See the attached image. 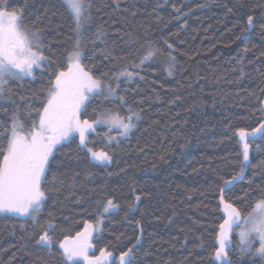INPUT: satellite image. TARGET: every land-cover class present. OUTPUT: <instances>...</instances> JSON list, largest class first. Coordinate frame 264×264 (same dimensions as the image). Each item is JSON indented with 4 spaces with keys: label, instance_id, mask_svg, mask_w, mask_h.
Instances as JSON below:
<instances>
[{
    "label": "trees",
    "instance_id": "trees-1",
    "mask_svg": "<svg viewBox=\"0 0 264 264\" xmlns=\"http://www.w3.org/2000/svg\"><path fill=\"white\" fill-rule=\"evenodd\" d=\"M8 4L10 10L23 9L24 24L40 31L45 55H51V45L56 63L44 65L43 74L37 70L35 80L8 84L10 97L0 99V132L10 126L17 107L21 119H26L31 109L22 96L31 98L33 107L41 106L49 76L66 66L64 57L73 35L69 22L59 14L60 0H8ZM92 11L93 33L103 25L107 37L93 45V33L88 34L84 63L96 76L114 64L113 70L128 66L139 75L121 78L119 94L128 104L121 107L118 101L96 97L81 119L91 121L104 108L126 116L129 106L141 119L125 139L104 126L88 134L87 148L113 157L107 166L92 162L77 137L59 146L45 181L48 198L38 214L39 225L0 214V264H65L58 252L59 240L74 237L84 220L95 223L97 202L109 198L118 209L104 216L102 231L93 235V256L101 248L115 257L134 248L133 264H217L216 236L223 221L221 177L230 179L239 173L243 162L235 131H250L262 117L258 109L264 100L260 28L264 0H93ZM249 15L256 21L251 28H247ZM149 43L159 50L155 60L132 69L142 46ZM105 48L123 59H105L100 54ZM169 56L175 57L171 75ZM0 143L6 146V140ZM249 159L243 179L224 194L244 214L264 187V170L259 167L264 140L251 142ZM245 192L251 193L247 199ZM50 219L56 225L51 254L35 244L40 225ZM238 243V235L232 234L228 261L223 264H251L238 251Z\"/></svg>",
    "mask_w": 264,
    "mask_h": 264
},
{
    "label": "snow or ice",
    "instance_id": "snow-or-ice-1",
    "mask_svg": "<svg viewBox=\"0 0 264 264\" xmlns=\"http://www.w3.org/2000/svg\"><path fill=\"white\" fill-rule=\"evenodd\" d=\"M60 9L62 11L59 14L69 22L73 34L69 37L72 47L64 57L66 66L61 65L49 76L41 106L33 107L32 99L22 96L21 101L31 109L26 119H21L17 107L10 126L0 132V140H6V146L0 143V213L31 219L34 227L39 225L38 214L48 198L45 181L59 146L69 142L74 134L78 133L79 147L87 148V133L99 124H107L110 129L118 128L120 136L126 138L141 119L140 113L131 106L127 108L126 116L104 108L96 112V118L91 121L81 119L88 104L96 97H103L105 101H118L121 107L128 104L127 99L119 94L121 78L131 80L133 76L139 75V72L129 71L128 66L113 70L117 67L114 64L113 69L96 76L93 69L84 63L83 50L89 38L88 34L93 33V0H60ZM23 20V9L10 10L8 0H0V99L6 95L10 97L7 86L11 81L25 78L35 80L37 70L43 74L44 65L51 67L56 63L53 59L56 54L51 45L48 48L51 55H45L40 31L30 30ZM255 23V18L249 15L247 28L253 27ZM260 28L264 32V22L260 24ZM93 36V45L97 41L105 42L107 33L103 25L95 27ZM165 44L169 49L172 48L167 41ZM158 51L151 43L146 47L142 46V51L137 54V60L133 61L131 68L141 69L155 60ZM100 54L105 59H123L114 57L112 51L107 48L101 49ZM174 61L175 57L169 56L167 68L169 75L172 74ZM113 81L116 82L115 87L112 85ZM261 92L264 94V89ZM259 104L258 111L262 117L257 126L250 131L246 128H237L235 131L243 154L240 172L230 179L221 177L223 183L220 188L219 206L223 212V221L218 225L216 236L218 244L214 252L216 261H228L226 249L229 247L230 234L236 231L239 237L238 251L246 255L251 264H256L257 260L264 264V187L260 189L259 199L254 202L247 214L228 201L224 195L232 185L243 179L245 168L250 163L251 142L257 139L264 140V100H260ZM260 148L261 145L257 144L256 150L259 151ZM87 152L91 160L100 163L110 162L113 158L104 151L97 152L87 148ZM259 167L264 170V161L260 162ZM55 183L54 176L53 186ZM250 195L251 193L245 192L243 199ZM117 209L118 205L111 198L98 201L96 210L99 214L96 222L84 220L83 229L77 231L74 237L66 235L59 240L58 252L65 264H79V258H83L86 264H109V258L113 257V253L106 248H101L100 254L91 258L87 255V250L91 247L89 240L93 234L102 231L104 216ZM49 215L51 217L52 214ZM55 230L56 225L50 219L44 225H40V234L35 240L37 246L47 248L50 254L56 246L52 235ZM133 251L134 248H129L121 252L117 258L118 264H133ZM39 259L37 257V260Z\"/></svg>",
    "mask_w": 264,
    "mask_h": 264
},
{
    "label": "rangeland",
    "instance_id": "rangeland-1",
    "mask_svg": "<svg viewBox=\"0 0 264 264\" xmlns=\"http://www.w3.org/2000/svg\"><path fill=\"white\" fill-rule=\"evenodd\" d=\"M27 79H30V78H27ZM99 126H104V127H107L109 130H113V131H118V132H120V130L118 129V128H115V127H112L111 129L109 128V126L107 125V124H99V125H95L94 126V129L96 128V127H99ZM91 131H93V130H89V132L87 133V137H88V134L91 132ZM131 133V132H130ZM130 133L128 134V136L130 135ZM127 136V137H128ZM74 137H77L78 138V140H79V142H80V138H79V134L78 133H76V134H74ZM126 137V138H127ZM120 139H125V137H122V136H120L119 137ZM66 143V142H65ZM98 152H100V151H98ZM90 159H91V157H90ZM92 162H94V163H96V164H99V165H104V166H107V165H109L110 164V162H107V163H100V162H97V161H93L92 160ZM1 215H8V214H4V213H0ZM9 216V215H8ZM12 217H16V218H21V219H25L24 217H19V216H12ZM98 233V232H97ZM96 233V234H97ZM234 233H236L237 234V232L236 231H233L231 234H230V242H229V247H228V249L230 248V246H231V236H232V234H234ZM95 234V233H94ZM93 234V235H94ZM95 234V235H96ZM93 237L94 236H92L91 238H90V240H89V243H90V245H91V247L87 250V255L91 258V257H94L93 255H92V253H93V247H92V240H93ZM257 243H258V241H257ZM228 249H226V250H228ZM98 256V255H97ZM119 257V256H118ZM118 257H115V256H113V257H111V258H109V264H112V263H117L118 264V260H117V258ZM216 261V260H215ZM227 261H224V262H221V261H216V263L217 264H223V263H226ZM79 263L80 264H86V262L83 260V258H79Z\"/></svg>",
    "mask_w": 264,
    "mask_h": 264
}]
</instances>
